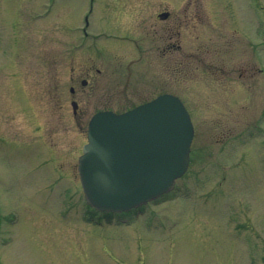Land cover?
<instances>
[{"label": "rangeland", "instance_id": "1", "mask_svg": "<svg viewBox=\"0 0 264 264\" xmlns=\"http://www.w3.org/2000/svg\"><path fill=\"white\" fill-rule=\"evenodd\" d=\"M110 1L138 4L95 0L83 36L85 0H0V264H264V0H202L201 49L213 60L215 45L218 69L171 68L167 81L159 51L91 37L117 27ZM163 82L191 116L188 168L165 194L95 222L77 174L87 120Z\"/></svg>", "mask_w": 264, "mask_h": 264}, {"label": "water", "instance_id": "2", "mask_svg": "<svg viewBox=\"0 0 264 264\" xmlns=\"http://www.w3.org/2000/svg\"><path fill=\"white\" fill-rule=\"evenodd\" d=\"M192 135L183 103L169 94L123 113L97 112L78 161L86 199L121 211L165 192L187 168Z\"/></svg>", "mask_w": 264, "mask_h": 264}, {"label": "flooded vegetation", "instance_id": "3", "mask_svg": "<svg viewBox=\"0 0 264 264\" xmlns=\"http://www.w3.org/2000/svg\"><path fill=\"white\" fill-rule=\"evenodd\" d=\"M83 1V0H82ZM87 0L83 3L88 4L87 12L89 14L83 15V24L80 26V32L83 36L89 35L90 20L88 16L92 14L95 0ZM138 4L136 6H128L121 4H115L110 1L114 8L113 17L108 21V24H116L117 27L109 28V31L100 30L91 34V37H103L109 36L118 39L119 37L128 38L131 43L128 47L133 48L138 52L151 53V51H159L160 54L156 57L157 65L161 66L163 70L162 74L166 76H159L167 81L169 78L170 70L173 72H179L181 78L184 79L189 74H196L198 69L201 68H213V75L218 69V62H216L215 45L213 44V60H206L201 49V38L203 27L206 29L209 23L206 21L202 14V0H133ZM156 3L155 7H147L144 4ZM120 6V7H118ZM84 10V9H83ZM115 10L122 13H115ZM87 17V18H86ZM113 19L116 21L114 22ZM118 20V21H117ZM213 24V23H212ZM210 23L211 31L213 32V25ZM79 28V27H78ZM107 30V29H106ZM134 32L138 36L136 38H130L127 32ZM121 32V33H120ZM139 37V39H138ZM141 37V38H140ZM214 42V38H213ZM122 46V45H121ZM123 48L125 46H122ZM127 47V48H128ZM207 51V50H206ZM154 58V55H153ZM143 61L146 65H152L154 61L151 56H144ZM124 63V62H123ZM119 64V74H122V65ZM223 73L226 72L220 66ZM98 71V69H97ZM225 75H228L225 74ZM214 79V78H213ZM87 79H81V86L85 85ZM157 87V85L155 86ZM153 85L143 84L140 88L134 87L133 97H138L141 100L147 98V96L153 92ZM157 89L158 93L168 92L164 82L159 85ZM122 91H126L124 88ZM70 92L75 94L76 89L74 86H70ZM157 93V94H158ZM74 101V99H72ZM78 108L74 111L76 114ZM48 255V254H47ZM50 260V258H47ZM55 262V261H54ZM11 263L10 261L5 264ZM13 264V263H11Z\"/></svg>", "mask_w": 264, "mask_h": 264}, {"label": "bare ground", "instance_id": "4", "mask_svg": "<svg viewBox=\"0 0 264 264\" xmlns=\"http://www.w3.org/2000/svg\"><path fill=\"white\" fill-rule=\"evenodd\" d=\"M78 166V165H77Z\"/></svg>", "mask_w": 264, "mask_h": 264}]
</instances>
